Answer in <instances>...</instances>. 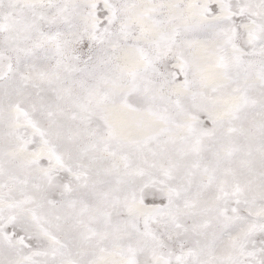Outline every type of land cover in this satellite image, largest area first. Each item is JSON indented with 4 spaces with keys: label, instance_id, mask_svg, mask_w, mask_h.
Listing matches in <instances>:
<instances>
[{
    "label": "snow or ice",
    "instance_id": "1",
    "mask_svg": "<svg viewBox=\"0 0 264 264\" xmlns=\"http://www.w3.org/2000/svg\"><path fill=\"white\" fill-rule=\"evenodd\" d=\"M0 264H264V0H0Z\"/></svg>",
    "mask_w": 264,
    "mask_h": 264
}]
</instances>
